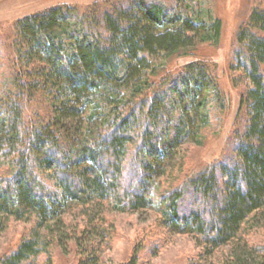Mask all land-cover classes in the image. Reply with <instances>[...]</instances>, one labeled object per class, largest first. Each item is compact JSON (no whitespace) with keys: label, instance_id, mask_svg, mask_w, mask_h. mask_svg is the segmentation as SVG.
Here are the masks:
<instances>
[{"label":"trees","instance_id":"16d2710c","mask_svg":"<svg viewBox=\"0 0 264 264\" xmlns=\"http://www.w3.org/2000/svg\"><path fill=\"white\" fill-rule=\"evenodd\" d=\"M174 4L113 0L54 7L16 22L9 77L0 87V209L42 221L65 202L103 199L128 212L158 205L164 226L194 236L206 254L231 246L222 264H251L241 242L249 221L264 214V11L252 13L233 55L246 91L228 154L158 195V159L191 134L187 96L207 91L198 105L199 138L209 109L221 102L201 64L158 77L154 61L163 67L195 40L217 42L222 30L206 0ZM82 98L91 113L85 127H75L67 107ZM40 101L52 112L30 117ZM32 249L24 244L10 261Z\"/></svg>","mask_w":264,"mask_h":264},{"label":"rangeland","instance_id":"374dc122","mask_svg":"<svg viewBox=\"0 0 264 264\" xmlns=\"http://www.w3.org/2000/svg\"><path fill=\"white\" fill-rule=\"evenodd\" d=\"M111 1L0 0V87L9 77L7 66L14 54L12 43L17 21L54 7L84 9ZM159 1L169 9L175 7V0ZM206 3L214 18L221 21L219 40H195L186 50L163 62L165 66L161 67L162 61L154 64L158 62L161 68L160 78L183 73L192 64L206 66L217 83L221 102L209 109L208 127L199 138L195 131L199 123L204 124L198 105L207 91L200 89L194 97L187 96L190 108L185 117L191 125V134L179 150L158 159L155 188L158 195L228 154L230 137L244 111L241 99L246 83L232 66L233 55L252 13L257 9L264 11V0H206ZM84 100L67 107L70 116L66 119L75 127H85L91 113L83 105ZM51 112L50 105L40 101L30 109L29 116L39 113L47 118ZM21 213L23 216L17 217L0 209V264H125L132 256H137L139 264H222L230 257L231 246L206 254L194 236L170 231L164 226L158 205L128 212L94 198L81 204L65 202L56 210V216L42 221L37 214ZM26 243L32 244V251L19 262H11L14 253ZM241 243L251 264H264V214L249 221Z\"/></svg>","mask_w":264,"mask_h":264}]
</instances>
